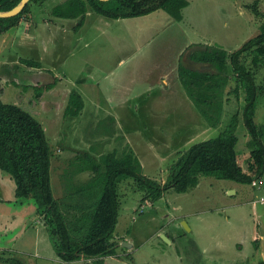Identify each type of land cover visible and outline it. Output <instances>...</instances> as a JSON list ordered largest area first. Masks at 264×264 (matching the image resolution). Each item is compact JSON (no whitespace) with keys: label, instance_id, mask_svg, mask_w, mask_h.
<instances>
[{"label":"rangeland","instance_id":"rangeland-1","mask_svg":"<svg viewBox=\"0 0 264 264\" xmlns=\"http://www.w3.org/2000/svg\"><path fill=\"white\" fill-rule=\"evenodd\" d=\"M61 1L32 2L27 19L22 17L21 23L0 34V98L29 108L42 123L53 195L67 221L80 214L81 207L74 205L91 203L103 185L104 164L98 172L78 170L81 156L97 164L112 151L121 156L132 150L140 160V171L164 183L182 152L216 136L238 113V161L247 166L251 149L242 118V85L228 76L221 89L226 100L222 120L213 126L195 107L176 70L180 60L189 62L194 44L220 45L230 52L258 33L264 16H255L247 6L256 0H188L182 20L162 9L122 19L90 11L78 29L76 18L51 14L52 6ZM258 4L264 13V0ZM26 33L34 37L26 38ZM247 58L250 63L251 56ZM27 59L39 61V67L26 65L22 60ZM199 68L211 70L200 64ZM166 69L168 88L158 81ZM42 72L60 78L43 79L38 76ZM256 80L264 84V64ZM48 83L53 86L30 102L36 90ZM71 91L81 93L84 100L76 115L65 114ZM105 95L108 109H100L98 102L104 104ZM255 120L264 127V93L257 98ZM5 185L0 186L6 193L0 197V264H83L87 260H61L33 199H17L12 186ZM142 194L132 178L119 182L114 236L120 245L116 255L104 258V264H262L251 239L250 202L264 194L262 186L200 174L196 186L186 192L169 187L159 199L149 200L151 205ZM162 234L173 240L166 241Z\"/></svg>","mask_w":264,"mask_h":264},{"label":"trees","instance_id":"trees-1","mask_svg":"<svg viewBox=\"0 0 264 264\" xmlns=\"http://www.w3.org/2000/svg\"><path fill=\"white\" fill-rule=\"evenodd\" d=\"M42 1L29 0L17 15L0 17V34L12 29L22 17L27 16L32 2ZM18 2L0 0V10L11 9ZM188 4V0H63L52 6L51 14L76 18L75 28L78 29L84 23L88 11L118 19L162 9L175 20H182L183 10ZM247 6L255 16H264L258 0ZM189 50L191 61L211 70L192 67L180 60L178 78L199 113L210 125L216 126L222 120L226 100L222 97L221 89L228 76L236 78L243 87L242 118L250 134L251 149L247 169L244 170L238 161V113L231 115L216 136L191 144L182 152L172 163L164 183L140 171V160L132 150L123 152L121 156L112 151L97 164L89 162L87 156H81L83 163L79 164L78 170L90 168L98 172L101 164H104L103 185L99 197L91 203L74 205L77 209L81 207L80 214H73L69 221L53 195L49 145L42 123L29 108L4 102L0 98V169L14 180L17 199H33L36 213L43 218L54 250L61 260L68 262L85 258L87 260L83 264H104L105 257L117 254L120 243L116 241L114 232L120 207L118 184L125 178L133 179L136 188L143 192V199L155 201L169 187L176 192L188 191L198 184L200 174L249 184L263 175L264 127L256 122L255 112L257 98L264 93V84L256 80L258 70L264 64V18L259 24L258 33L233 51L229 52L220 45L202 43L194 44ZM249 55L250 63L247 61ZM22 61L28 66L40 65L39 61L33 59ZM52 86L53 83L42 85L30 102L40 98L43 89ZM83 106L82 95L71 91L65 114L76 115Z\"/></svg>","mask_w":264,"mask_h":264},{"label":"crops","instance_id":"crops-1","mask_svg":"<svg viewBox=\"0 0 264 264\" xmlns=\"http://www.w3.org/2000/svg\"><path fill=\"white\" fill-rule=\"evenodd\" d=\"M188 6V5H187ZM186 6V7H187ZM88 12H90V11H88ZM88 12H87V14H88ZM183 15L185 16V8H184V10H183ZM27 17V16H26ZM184 18V17H183ZM27 19V18H26ZM118 19H122V18H118ZM25 20V19H24ZM85 21V20H84ZM20 23H21V21H20ZM9 32V31H8ZM7 32V33H8ZM34 37V35H32V34H30V33H26V38H33ZM4 40H5V36H4V38H3V40H2V42H4ZM203 44V43H202ZM206 44V43H205ZM188 58H189V56H188ZM186 63V62H185ZM187 64H189L190 66H192V67H197V66H199L198 65V63H194L193 61H191L190 60V58H189V62H187ZM173 69V68H172ZM170 70H171V68H170ZM175 70V69H174ZM176 72H177V70H176ZM177 74H178V72H177ZM50 75H52V76H54V74L52 73V72H50V73H40V74H38V76H41L43 79H45L46 77H48V76H50ZM169 75H170V71L169 70H163V72L160 74V76H159V78H158V81H159V83L163 86V87H165L166 85L169 87V85H171L170 84V81H169ZM54 77H57L58 79L60 78L59 76H54ZM56 80V79H55ZM54 81V80H53ZM42 82H43V80H42ZM47 83V82H46ZM39 83H37L36 82V85H38ZM55 85V84H54ZM168 87H165V88H168ZM81 94V93H80ZM82 95V94H81ZM108 95H105V97H104V100H105V103L104 104H101V103H99L98 102V104L100 105V109H108V101L106 100V99H108V98H106ZM106 98V99H105ZM95 100V103H96V101H97V99H94ZM84 101V100H83ZM100 101V100H99ZM94 105H96V104H94ZM103 106L105 107V108H103ZM110 108V107H109ZM206 120V119H205ZM207 121V120H206ZM246 142V144H248V142L247 141H245ZM245 148H246V145H245ZM163 155H165V153H163ZM249 156H250V153H249ZM249 156H248V158H247V160H246V164L248 163V161H249ZM241 166H242V164H241ZM243 167V166H242ZM247 166H244L243 167V169L244 170H246L247 168H246ZM6 172H4L3 170H1L0 169V186H1V184H3V186H4V182L6 183V185H5V187H7V185H10V186H12V188H13V190H14V193H15V182H14V180L12 181V183H11V179H9V177L8 176H10L8 173H6ZM212 176H214V175H212ZM11 177V176H10ZM216 177V176H215ZM218 178V177H217ZM222 179V178H221ZM257 180H258V184H256V185H253L252 183L250 184V185H252L253 187H261L262 186V189H263V191H264V173H263V175L262 176H260L259 178H256ZM255 180V179H254ZM235 182V181H234ZM10 183V184H9ZM198 183H199V181H198ZM235 189H237V188H235ZM4 190L5 189H3L2 190V187H1V190H0V197L1 198H4L5 197V195L4 194H6V193H4ZM235 193V191H233L232 192V194H234ZM144 200H148V205H151L152 203L151 202H154V201H152L151 200V202L149 201V199H144ZM251 202V209L253 210V219H254V222H253V226H254V228H253V230H252V240L255 242V244H256V252H257V254H258V257L260 258V260L261 261H259V263L261 262L262 264H264V194H261L258 198H252V200L250 201ZM184 224L187 226V224H186V222H184ZM255 224H256V226H255ZM166 235V234H165ZM170 240L168 241V242H171L172 240H173V238L171 237L170 238V236H167ZM243 238L240 240V241H238V243L240 244V247L242 248L243 247ZM238 244V245H239ZM251 252H253V251H251ZM253 255H251V259H254V256H255V254L254 253H252ZM258 259V258H257ZM211 260V259H210Z\"/></svg>","mask_w":264,"mask_h":264},{"label":"water","instance_id":"water-1","mask_svg":"<svg viewBox=\"0 0 264 264\" xmlns=\"http://www.w3.org/2000/svg\"><path fill=\"white\" fill-rule=\"evenodd\" d=\"M28 1L29 0H19V2L14 7H12L11 9L0 10V17H8V16L17 15L26 6ZM162 236L164 237L165 240H166V238H168L167 235H165V234H162ZM166 241H168V240H166ZM122 244L126 245V246H130L131 243L128 241H124ZM59 264H61V263H59Z\"/></svg>","mask_w":264,"mask_h":264},{"label":"built area","instance_id":"built-area-1","mask_svg":"<svg viewBox=\"0 0 264 264\" xmlns=\"http://www.w3.org/2000/svg\"><path fill=\"white\" fill-rule=\"evenodd\" d=\"M252 184H253V185L258 184V180H257V179L253 180V181H252Z\"/></svg>","mask_w":264,"mask_h":264},{"label":"bare ground","instance_id":"bare-ground-1","mask_svg":"<svg viewBox=\"0 0 264 264\" xmlns=\"http://www.w3.org/2000/svg\"><path fill=\"white\" fill-rule=\"evenodd\" d=\"M166 240H169V238H166Z\"/></svg>","mask_w":264,"mask_h":264}]
</instances>
